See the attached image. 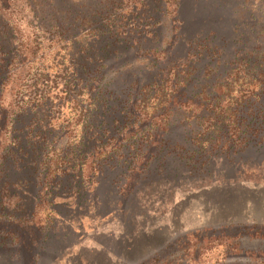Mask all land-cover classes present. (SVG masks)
Instances as JSON below:
<instances>
[{
	"label": "trees",
	"instance_id": "16d2710c",
	"mask_svg": "<svg viewBox=\"0 0 264 264\" xmlns=\"http://www.w3.org/2000/svg\"><path fill=\"white\" fill-rule=\"evenodd\" d=\"M56 1L31 0L29 6L42 19V5L48 7ZM141 1L143 6L133 14L138 24L129 31L127 25L122 30L113 29L114 16L108 12L101 17V27L90 32L93 48L88 43L80 48L75 39L65 42L61 61L54 66L64 73L59 90L58 83L50 86V68L42 64L35 70L33 84L28 85L41 43L38 36L33 38L29 24V36L20 40L17 25L25 24L23 9L18 0H0V264H102L80 258L79 253L86 252L83 247L73 256L74 249L84 241L60 248L61 232L71 230L66 220L73 218L68 213L77 210L71 204H91L92 198L101 204L100 199H105L107 202L102 204L110 208V204H119L112 209L113 214L125 216L129 199L160 190L157 201L162 204L166 201L162 192L171 198L176 184L193 172L209 173L215 147L217 154L229 157L253 146L264 147V130L259 124V117L264 121V110L251 113L243 109L246 100L253 107L264 94L247 99L252 92L238 91L232 76L245 67H249L244 70L248 74L264 69V62H252L256 51L246 46L251 38L242 39V22L239 24L247 6H255L254 0H202V28L194 34L188 32L182 13L189 0H179L177 18L173 20L176 27H172L176 36L168 41L169 48L155 50H145L143 45L151 38L159 42V20L155 21L147 0ZM231 1L237 10L228 13ZM206 8L213 13L204 12ZM255 20L260 21L258 17ZM59 31L64 33L61 28ZM137 45L135 54L141 55V68L127 60L122 64L112 61L123 56L125 59ZM237 45L242 48L232 55ZM181 48H189L184 56H178ZM86 49L92 53L84 55ZM240 55H245L242 62L238 61ZM200 62H206L207 67L215 63L217 70L228 63L225 66L230 69L216 84L220 91L201 86L197 97L190 98L185 89L197 80L194 77L200 70L195 65ZM146 70L153 77L150 83L133 82L130 89L120 88L127 72ZM211 73L212 69L205 71V75ZM244 80L246 87L252 85L251 77L244 76ZM259 85L264 90V82L259 81ZM257 106L262 107L260 103ZM65 107L70 112L63 119ZM178 129L182 134L175 132ZM116 132L119 137L114 136ZM187 143L190 147L201 145L205 155L191 151ZM160 211L132 212L136 230L129 232L122 222L123 234L115 239L118 248L101 242L103 249L90 254L103 256L107 263L112 262V254L119 259L116 264H187L189 241L199 239L202 233V244L207 234L221 242L237 241L232 246L238 253L227 252L224 263L236 258L244 259L243 264H264L263 250L242 247L247 236L263 240V229L243 227L234 237L230 233L237 224H221L219 230L208 227L156 243L153 237L158 231L148 234L146 228L148 217L166 213ZM144 236L149 241V254L134 258ZM199 257L198 252L195 259Z\"/></svg>",
	"mask_w": 264,
	"mask_h": 264
},
{
	"label": "rangeland",
	"instance_id": "374dc122",
	"mask_svg": "<svg viewBox=\"0 0 264 264\" xmlns=\"http://www.w3.org/2000/svg\"><path fill=\"white\" fill-rule=\"evenodd\" d=\"M178 1L179 0H147L150 5L149 10H154V13H151L152 16L155 18L156 22L159 20L156 29H158V32H161V35H159V42H153L156 38H151L153 40L145 43L143 45L145 50L161 49L162 47L164 49L169 48L168 41L172 40V38L174 39L176 36L175 33L174 35L172 33V27H176L173 20L177 18ZM29 2H31V0H18L19 6L23 9L22 15L24 16L25 24L23 23L20 27L17 25V35L20 40L27 38L29 32L26 27L29 24L33 38L39 37L37 40H40L41 44L39 45H41V48L33 61V63L37 64L32 68L27 83L29 86L33 84L32 79L35 78V70L37 66L42 64L50 68V86L56 87V83H58L59 90L63 85L60 79L61 76H64V73L59 72L57 70L59 67L54 68V66L61 61L60 58L63 56L61 52H64L63 49L67 47L65 42L75 39L77 42L76 46L79 45L80 48L87 43L92 47V42L94 40L90 32H92L94 28L101 27V17L106 16L108 12L114 16L113 23L111 24L113 29L122 30L125 25H127L126 31H129V29H132L133 26L138 24V22H135L137 15H133L134 11L138 6L140 8L143 6L141 0H57L55 3H50L48 7L42 5L45 10L42 12L39 11L42 19L45 20V25H42V19L38 14L32 11ZM41 3L44 4L43 1H41ZM252 3L255 4V6L253 7L252 4H250V7L249 5L247 6V12H245L246 14L244 18L239 21V24L242 22L240 27V30L244 32L242 39H248L249 41L251 38L246 46H248L249 50L256 51L255 54L252 55V62L256 61L260 64L264 62V35L261 37L257 35L259 33L261 34V31L263 32L262 34H264V0H254ZM231 4L232 5H230L227 10L228 13H233L234 10H237L232 1ZM103 8H108V10L104 11L102 10ZM203 9L204 5H202V0H189L184 5L182 13L183 18L187 21V25H189V29H187L188 32L194 34L196 30L202 28ZM166 10L167 13L165 12ZM212 11L216 10L212 9ZM204 12L210 11L206 8ZM255 17H258L260 21H256ZM41 26H43V30L40 29ZM53 27L54 29H52ZM60 28L65 35L59 31ZM22 30L23 32L25 31V33H23ZM107 30L108 29H106V31ZM148 31L152 32L153 30ZM101 37L105 40V37ZM100 45L102 46L103 44L100 43ZM241 48V45H237L236 50H232V55ZM188 49L189 48L179 49L178 56H184ZM227 49H229V47H227ZM137 50L138 45L135 46L133 51L126 53L125 59L123 56L118 60L113 58L112 61L122 64L127 60L132 62L134 67L138 66L141 68V55L135 54ZM84 52V55L92 53V51L88 49ZM142 55L144 56V53H142ZM256 55L258 56L257 60L255 57ZM157 56H160L159 53H157ZM240 57L238 61L242 62L245 55H240ZM232 60L234 59L232 58ZM225 64L227 65L228 63ZM225 64L219 65L220 70H217L218 68H216L217 66L215 63L208 65V67L206 62L196 64L195 66H198L200 71L195 74L194 78L197 80L193 79L190 83V87L185 89L188 94L187 96H190V98L197 97V94L201 92V90H199L201 86L207 88L208 91L216 90V92H218L217 89L220 91V86L216 87V84L221 82L222 78L228 74L230 69V67H226ZM245 65L246 64H243V66ZM261 68H258V71L256 70L257 72L251 71V73L248 74L244 70H248L249 67H245L241 72H235L233 73L234 75H232L233 79L236 81L235 87H237L238 91L249 90L252 92L247 99L251 100L255 94H264V90H261V87H259V81L264 82V69ZM209 69H212L213 73L205 75V71ZM214 69H216V71ZM58 73H60V75ZM127 73L128 74L124 75L122 78L120 88L130 89L133 82L147 84L153 80L152 75L147 70L146 72L137 71L133 73L129 71ZM261 74L262 76H260ZM244 76L252 78V85L250 87L245 86L247 81L244 80ZM134 90L135 89H132V91ZM207 90H205V92H208ZM253 91H256V93H253ZM55 92H58V90ZM198 99L201 98L199 97ZM248 101L249 100H246L244 102L245 107L243 109L246 112L250 111L253 113L257 110H264V97L258 102L262 107L257 106L258 104H254L252 107ZM65 110L63 119L65 118L64 116L68 115L70 112L67 107H65ZM261 116H264V113L261 114ZM259 120V124L262 123V130H264V121L262 122L261 117H259ZM117 126L118 125H115V130H117ZM175 132L182 134V131L179 129ZM262 133L264 134V132ZM118 134L119 133L116 132L114 136L119 137ZM187 147L191 151H202L201 155H205L201 145L194 144L190 147L189 143H187ZM214 149V154L210 156L212 161L210 160L211 162L207 169L209 173H202V171L197 173L193 172L185 180L176 184L174 188L177 190L172 194L171 198L167 196V193L164 194L162 192V198L166 200L162 204L157 201V193H161L160 190L152 194L149 193L146 197H144L143 194H139L138 197L129 199L125 204L129 212L125 216L123 213L113 214L114 211H112V209L119 204H110V208L108 204H102L103 201L107 202L105 199H100L101 204H96L97 202L94 198H92L91 204H71L72 207H75L77 210H73V213H68V215H72L70 217L73 218L71 221L66 220L70 223L67 226H69L71 230L61 232L62 243H60V245H62L60 248L63 246L66 248L73 242L76 244L77 242L75 241H84L81 246L74 249L73 256L80 252L83 247L84 249L86 248V252H80L79 255H81L80 258H83L85 262L100 261L102 264H116L119 259L112 254H110L112 262L107 263L103 256L95 258L90 252L95 250L101 251L103 249V244L101 242L116 248L118 245L115 239L122 236L124 230L123 223L129 232L135 231V226L131 220L133 218L132 212L138 214L145 213L146 211L154 213L156 209L160 211V208V212L166 211V213L158 215L156 218H151V216L148 217L149 220L146 228V233L148 234L158 231L153 237L156 243L168 240L172 241L173 239L176 240V237H180L182 234L202 231V229L208 227L219 230L221 224L229 223L237 224V228H232L230 233V235L234 237L238 232L243 230V227H249V229L254 228L256 230L261 228L264 230V147L253 146L238 155L235 154L230 157L225 155L221 156L217 154V147ZM236 150H239V145H236ZM38 218L40 219L41 216ZM151 220L154 221L151 223ZM67 226H64V228H67ZM160 229L163 232H160ZM262 232L264 233V231ZM65 235H68L67 239H64ZM198 237L199 239L191 238L189 241L187 247L189 248L187 253L189 256L187 264H243L245 262L244 259L240 261L233 258L232 261L224 263L226 258H228V255L226 256L227 252L232 255L238 253V249L235 248V245L232 246L237 243V241H232V243L226 241L221 242L212 239L211 235L207 234L205 236L206 240L202 244V233ZM147 239V236L140 239L138 247L140 251L137 250L138 252L133 254L134 258H138L142 254L144 256L149 254V249L147 248L149 241H147ZM237 239H239V236H237L236 240ZM242 241L244 242L242 243V247L245 250L264 251V239H250L249 236H247L246 240ZM119 250H121V248ZM198 252L200 257L195 259ZM234 259H236V261Z\"/></svg>",
	"mask_w": 264,
	"mask_h": 264
}]
</instances>
